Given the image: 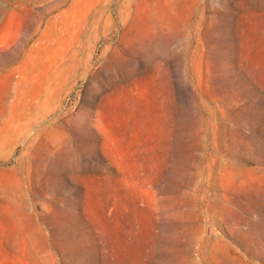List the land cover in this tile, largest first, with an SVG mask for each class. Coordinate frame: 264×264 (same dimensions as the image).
Instances as JSON below:
<instances>
[{
  "label": "rangeland",
  "instance_id": "obj_1",
  "mask_svg": "<svg viewBox=\"0 0 264 264\" xmlns=\"http://www.w3.org/2000/svg\"><path fill=\"white\" fill-rule=\"evenodd\" d=\"M0 264H264V0H0Z\"/></svg>",
  "mask_w": 264,
  "mask_h": 264
}]
</instances>
